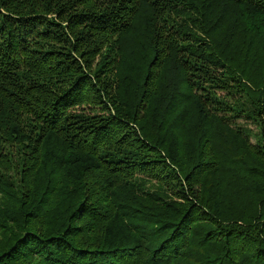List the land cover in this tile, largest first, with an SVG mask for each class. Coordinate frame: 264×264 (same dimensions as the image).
Returning a JSON list of instances; mask_svg holds the SVG:
<instances>
[{
  "label": "trees",
  "instance_id": "trees-1",
  "mask_svg": "<svg viewBox=\"0 0 264 264\" xmlns=\"http://www.w3.org/2000/svg\"><path fill=\"white\" fill-rule=\"evenodd\" d=\"M0 264H264V0H0Z\"/></svg>",
  "mask_w": 264,
  "mask_h": 264
},
{
  "label": "rangeland",
  "instance_id": "rangeland-1",
  "mask_svg": "<svg viewBox=\"0 0 264 264\" xmlns=\"http://www.w3.org/2000/svg\"><path fill=\"white\" fill-rule=\"evenodd\" d=\"M42 13L43 14L40 15L41 18H43L44 20H48L51 24L57 23V24L64 25V22H65L64 19L59 18L60 14L56 13L54 9L45 10V11H42ZM93 67H94V64H93ZM86 87H87V89H86L87 93L93 96L94 95V83H93V85L91 82L87 83ZM91 107L94 108V113H97V114L101 113L102 115H107L109 113H113L112 110H110L111 112L107 111V109L104 107V105L98 104V102L96 100H94V105H92ZM234 122L236 124L240 125V127L243 129L244 132L246 131V137L245 138H247L251 144H253V145L258 144L257 142H259V135H258L259 120L245 118V117H235ZM140 169L146 170V171H144L145 172L144 176L149 177V178H152V175H150L151 174L150 172H152V173L166 172L165 167L163 165H157V164H155L154 166H151L149 168H147V167L142 168L141 167ZM135 176H137V175H135ZM150 183L152 184L153 182H150Z\"/></svg>",
  "mask_w": 264,
  "mask_h": 264
}]
</instances>
